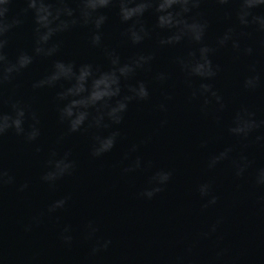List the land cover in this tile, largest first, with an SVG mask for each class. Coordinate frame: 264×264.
Instances as JSON below:
<instances>
[{
  "label": "water",
  "instance_id": "95a60500",
  "mask_svg": "<svg viewBox=\"0 0 264 264\" xmlns=\"http://www.w3.org/2000/svg\"><path fill=\"white\" fill-rule=\"evenodd\" d=\"M11 6L8 17L19 12L23 0H13ZM240 7V0L226 5L203 0L199 9L208 21L202 43L213 49L210 59L219 67L206 82L221 97L223 109L207 93L191 98L201 81L191 78L190 88L174 63L177 56H186L199 45L184 39L173 47L157 48L159 34L154 33L133 47L120 39L126 25L119 23L114 8L101 10L108 16L103 43L115 47L122 61L138 51L154 54L151 72L136 75L148 84L149 98L132 102L120 125L89 127L96 115L89 109L83 128L69 132L58 118V109L66 101L59 100L57 93L70 81L32 87L51 72L55 60L108 67L102 51L90 46L85 28L58 34L52 41L60 42L54 56H34L13 79L0 82V113L10 111V103L18 101L26 110L25 128L35 113L40 129L31 143L11 129L0 135V171L7 174L0 180V264H264V185L255 183L257 170L264 167V140H256L264 137V125L246 137L228 131L242 110L253 113L257 122L264 120V32L255 23H239ZM252 13L264 14V6ZM144 20L151 25L154 16L146 13ZM32 27L28 15L7 33L9 60L20 51L32 54ZM228 28L233 30L232 39L218 46ZM233 39L239 48L232 47ZM248 47L253 49L250 55L244 53ZM156 72H165L168 78L155 82L151 77ZM253 75L260 77L256 87L245 88V79ZM114 128L120 135L112 150L92 157L94 137L106 136ZM133 144L137 145L134 152L129 151ZM229 148L208 168L213 156ZM52 151L55 159L68 152L74 166L49 187L40 177L50 170L47 162ZM241 156L247 167L237 177L236 165L244 163ZM126 168L133 170L125 172ZM159 170L170 172V179L151 199L144 198L142 191L158 186L149 184V178ZM202 183L210 185L209 196L199 195ZM21 185L26 187L21 190ZM211 195L216 203L209 205ZM62 197H68L64 207L48 213V206ZM89 221L97 231L85 239ZM65 225L70 226V244L60 239ZM105 240L110 241L108 247L100 249ZM93 247L98 248L95 253Z\"/></svg>",
  "mask_w": 264,
  "mask_h": 264
},
{
  "label": "clouds",
  "instance_id": "9594fccd",
  "mask_svg": "<svg viewBox=\"0 0 264 264\" xmlns=\"http://www.w3.org/2000/svg\"><path fill=\"white\" fill-rule=\"evenodd\" d=\"M230 0H216L218 5H226ZM203 0H23V6L15 15L8 17L13 0H0V82L9 81L14 78L22 69L27 68L33 61L34 56L51 57L54 56L60 47V42H52L53 38L60 33L72 31L74 28H85L89 32V44L93 48H99L108 62V67L103 68L92 63H84L79 66L71 62L55 60L52 64L51 72L43 79L33 82V88L53 86L57 81L66 80L70 84L63 91L57 93V98L66 101L58 109V118L61 123L67 124L69 132H77L83 128L85 122L89 120V109L96 111V115L91 119L89 127L109 128L120 125L125 113L132 102H142L149 98V87L144 80L136 79L138 72H151V65L154 60L152 52L138 51L133 53L127 60L122 61L115 47H110L103 43V27L108 20V16L101 10L116 9V16L121 25H126L119 33L123 42L135 47L141 45L145 40L151 39L154 33L159 34L155 41L157 48L173 47L182 40L187 39L199 45L196 51H189L186 56H177L174 63L179 70L187 77V84L192 88L191 78H198L201 82L197 88L191 92V98H196L197 94L204 97L207 93L214 97L220 108L224 105L221 97L213 90L211 81L219 71L218 66H214L210 59L213 49L203 44V38L208 28V21L204 14L199 11ZM241 7L236 12V19L241 25L247 26L255 23L257 30L264 32V14L253 15L252 10L264 6V0H240ZM8 5V7H6ZM146 13L154 16V23L147 25L144 17ZM31 16L33 48L32 54L20 51L14 60H9L5 49L8 46L7 33L13 28L23 23L25 16ZM251 17V20L248 18ZM232 28H228L217 40L218 46L232 39ZM232 47L239 48L236 40H232ZM253 49L245 48L244 53L250 55ZM252 71H255L253 68ZM168 78L165 72H156L151 79L155 82H163ZM260 80L258 75H253L245 79V88H254ZM209 103L204 99V104ZM160 110H164V105H159ZM243 112V115H241ZM253 113L242 110L237 112L234 118V127L228 131L235 135L247 136L253 128L264 125V120L257 122L253 118ZM32 124L25 128L26 110L20 103L11 102L10 111L0 113V135L11 129L17 136L31 143L40 135L38 127L39 120L35 113L30 114ZM120 133L118 128H114L106 136L94 137L91 145L90 155L99 157L109 152L114 147ZM62 137L57 139V143ZM257 141L264 140V137L257 136ZM137 145L133 144L129 151H136ZM39 152V147L36 148ZM225 149L218 156H213L208 162V168H212L220 159L230 152ZM69 153L55 159L56 152L50 153L48 166L41 177V181L47 183L49 187L54 186V182L65 174H70L73 162L68 159ZM127 158V153L124 154ZM244 163L236 165L235 175L239 177L247 167V161L241 156ZM150 166V162L149 165ZM135 168H140V159H136ZM132 168L124 169L125 172L132 171ZM7 174L0 171V180ZM171 173L163 170L156 171L150 178L149 184L158 185L146 188L140 193L141 196L151 199L154 194L161 191V187L168 182ZM12 177L7 178L11 182ZM255 183L264 185V167L257 170ZM26 185H21V190ZM201 197L210 195V185L202 183L198 186ZM68 197L55 200L48 206L47 212L53 213L57 209L64 207ZM216 196L211 195L207 204H215ZM207 206V205H205ZM87 233L85 239L90 238L96 231V227L91 221L86 225ZM27 230V228H26ZM215 230V226H213ZM70 226L65 225L61 230L60 239L65 244H70L72 236ZM110 241L105 240L99 244L100 249L108 247ZM97 247L92 248L95 253Z\"/></svg>",
  "mask_w": 264,
  "mask_h": 264
}]
</instances>
